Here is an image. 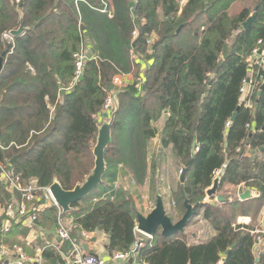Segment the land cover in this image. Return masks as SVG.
<instances>
[{
	"label": "trees",
	"instance_id": "16d2710c",
	"mask_svg": "<svg viewBox=\"0 0 264 264\" xmlns=\"http://www.w3.org/2000/svg\"><path fill=\"white\" fill-rule=\"evenodd\" d=\"M257 7L256 21L245 30ZM22 17L25 34L8 40ZM256 48L264 50V0H0V58L7 51L0 73V143L19 146L0 151V158L10 163L17 157L13 168L23 182L37 178L47 187L56 180L73 190L95 167L99 118L113 78L133 74L137 83L120 91L103 184L72 206V241L82 244L83 231L102 227L110 255L137 244L142 235L135 231L138 210L129 192L120 188L103 195L119 166L136 185L146 183L149 146L160 136L161 153L169 151L179 171L191 162L186 195L191 205L200 204L198 215L203 213L216 236L189 245L186 234L165 238L159 230L145 239L136 263L221 264L225 258L222 264H257L254 232L263 230L259 217L264 212V84L251 109L240 99L247 59ZM83 49L93 56L74 84V55ZM164 115L159 131L155 124ZM247 146L251 156L244 155ZM225 165L219 188L224 201L203 203ZM180 179L173 193L178 217L185 213ZM239 186L259 197L239 201L223 195ZM8 199L9 192L0 189V202ZM58 214L55 207L40 213L37 225L50 232ZM242 216L251 223L235 225ZM13 230L1 233L12 249L23 245ZM70 250V243L60 250L47 248L42 262L65 264L61 253Z\"/></svg>",
	"mask_w": 264,
	"mask_h": 264
},
{
	"label": "built area",
	"instance_id": "2783aa9c",
	"mask_svg": "<svg viewBox=\"0 0 264 264\" xmlns=\"http://www.w3.org/2000/svg\"><path fill=\"white\" fill-rule=\"evenodd\" d=\"M9 35V34H8ZM134 35H138V31L134 32ZM7 36V35H6ZM11 36V35H10ZM12 38V37H11ZM261 44V41H259ZM149 48L152 45V39L148 41ZM74 58L76 60V69H75V79L74 84L81 79L85 64L88 59V50L83 49L80 53L75 54ZM249 63V73L247 78L243 81L242 87L240 89V99L241 103L246 108H252L253 104V96L258 91L259 86L264 84V50L256 48L253 50V54L247 59ZM127 75H116L113 78V89L109 92L107 100L104 104L102 114L99 120H102V115L107 113L111 114L114 111V102L112 94L114 92H120L122 89L130 86L127 85L125 82V78ZM141 84H136V88H140ZM230 123L227 124L229 126ZM247 128H251L250 124L247 125ZM15 146L19 148L14 143H11L9 146H5L4 144L0 143V151L4 152L7 151L9 148ZM196 151H199V147L196 148ZM240 151V149L238 150ZM252 149L250 146H247L244 155L251 156ZM151 159V158H150ZM264 159V157H263ZM221 171V170H220ZM220 171L215 173V178L218 176ZM183 170H180V174H182ZM5 180L8 182L12 189L9 191V199L6 203L2 204L0 202V209H4V216H6V220L4 221V225L2 227V232L9 233L12 230L13 222L23 223L26 226L34 227L37 226L38 215L41 211L45 208V203L50 204L51 208H57L59 212L58 216V228H57V236L60 240V243H70L71 250L68 255V263L67 264H106V262L101 258H96L92 256H86L83 247L80 243L72 241V232L73 229L76 227V223L72 225H67L63 220V211L55 202L52 193L50 191V186L41 187L39 185V181L37 178H30L25 183L23 182L22 176L13 168L11 162L7 160H2L0 158V189H1V182ZM129 186V185H128ZM131 186H136L134 181L131 179ZM245 189L244 186H239L237 188L238 194L237 199L239 200V196L241 195V190ZM125 190H127L125 188ZM252 191V198L255 199L259 197V193ZM16 192H18L21 196V199L18 200L16 197ZM250 199V200H251ZM175 206V203H171V207H168L167 210L169 213L172 211V207ZM2 215L0 214V217ZM250 223V218H238L235 225H246ZM263 228V226H262ZM135 231L138 234H141L138 231L137 223ZM254 234H257L256 242L254 248V254L257 260H260V257L264 255V228L262 231H256ZM92 233L82 232V238L84 241H87L91 238ZM144 240L138 238L137 244L128 252H117L113 254V258L117 261H131L130 264H136L134 262L140 250L145 248L146 243L145 239L152 240V238L147 237L142 234ZM13 253L15 255V264H42V259L39 258H28L25 254L24 248L22 246H15L13 249ZM7 250L0 251V264L4 262L5 256L8 254ZM133 261V262H132ZM222 264V263H221ZM257 264H261V262H257Z\"/></svg>",
	"mask_w": 264,
	"mask_h": 264
},
{
	"label": "crops",
	"instance_id": "0c3cea01",
	"mask_svg": "<svg viewBox=\"0 0 264 264\" xmlns=\"http://www.w3.org/2000/svg\"><path fill=\"white\" fill-rule=\"evenodd\" d=\"M89 50V49H88ZM125 82L128 85H133L137 83L136 78L133 74H129L125 78ZM166 120V116L164 115L160 121H158L155 126L159 127L160 123L162 124V127L164 125V122ZM162 127L159 131H162ZM150 154L149 159L151 161V171L149 174V177L146 181V183L143 186H131V174L129 171L124 168L123 166H119L117 170V177L114 180L113 184L111 185L108 192H106L103 197L109 195L112 192H115L119 190L120 188L127 190L129 194L131 195L134 204L138 210V213H141L145 216H147L156 206V198L157 195L160 194L163 197V200L168 207H171V203H173V193L175 190H172V188L169 186L167 188H161L159 185L160 178V169L158 168L159 164H163L165 160V151L163 153L162 149L160 147V136L156 139L152 140L150 143ZM163 154V155H162ZM154 159L153 156H155ZM156 163V164H155ZM159 180V181H158ZM25 183V182H24ZM129 185V186H128ZM176 187V185H175ZM1 189L6 190L7 192L12 189V186L3 180L1 182ZM246 190L250 189H242L240 194H243ZM18 200L21 199V196L18 192L15 193ZM238 194V190H236V196ZM237 199V198H236ZM97 199L94 200L93 204L97 203ZM210 199L205 198L203 203H209ZM240 201V199H239ZM4 204V203H3ZM51 209L50 204L45 203V208L41 211V213L44 214V212ZM74 211H76L74 209ZM73 211V212H74ZM73 212L65 213L63 214V220L67 225L75 224V216L73 215ZM0 214L2 215L0 217V251L7 250L8 254L4 258V262L1 264H15V255L13 253L12 248H10L1 238L2 227L4 225V221L6 220V216H4V209H0ZM172 218L176 221H178L181 217H178V212L172 207V211L170 213ZM239 218H250V217H239ZM264 220V212L262 213V216L259 217V222L262 226V222ZM251 223V218H250ZM247 223L246 225L250 224ZM18 222H13V226L16 227V225H19ZM24 226V227H23ZM22 227L19 226L17 228H14L13 232L18 231L20 233L19 240L23 242V245H21L24 248L25 254L28 258H41L43 261V252L47 248H55L56 250H60L63 246L62 243H60V240L57 236V228H58V220L56 221V225L54 228L48 232L45 231L41 226L37 225L34 227H29L26 225H23ZM187 238H188V244L189 245H198V244H204L209 241H211L216 236V231L213 229V227L204 220L203 213H200L197 216V219L195 218V221L186 228L185 232ZM142 235V234H141ZM96 238V242H94V239ZM138 238H141V240H144L143 236H138ZM109 243L108 237L103 233V231H99L96 233H92V236L89 240L83 241L81 246L84 249V252L86 256H92L96 258L103 259L106 264H130L131 261H117L113 258V255H110L107 251V245ZM85 244L88 247V250L86 251L84 245ZM62 260L65 262V264L68 263V255L69 252L61 253ZM133 262V261H132ZM136 262V260L134 261ZM30 264V263H29ZM43 264V262H42ZM138 264V263H136Z\"/></svg>",
	"mask_w": 264,
	"mask_h": 264
},
{
	"label": "water",
	"instance_id": "95a60500",
	"mask_svg": "<svg viewBox=\"0 0 264 264\" xmlns=\"http://www.w3.org/2000/svg\"><path fill=\"white\" fill-rule=\"evenodd\" d=\"M258 7L255 9L253 15L243 24L245 30H248L249 27L256 21ZM26 28L24 26V19L21 18V24L18 30L10 32L11 37H20L25 34ZM136 44L133 45L135 47ZM7 51H5L0 58V73L3 70L4 66V57L6 56ZM93 56V51L88 52V59L90 60ZM145 88V86H144ZM264 89V85L262 90ZM119 95L120 92H114L112 94L114 102V111L109 115L107 113L102 115V122L99 127V132L97 136V142L94 147V156H95V167L92 173L86 178L85 182L78 184L73 190H65L58 181H54L50 186V191L55 202L62 209L63 214L70 213L74 211L72 207L74 204L84 200L90 196L94 191H96L103 184V177L107 171V163L105 160V152L112 140V126L115 121L116 114L119 109ZM236 118V114L233 116L232 120ZM0 129V134H1ZM17 160V157L13 158L11 164L14 165ZM191 165L189 162L186 166V169L181 174V196L184 200L185 213L183 216L175 222L170 213L167 210V206L163 200V197L158 194L156 198L155 208L147 215L141 213L137 214V228L138 231L150 238L154 236L161 230L162 236L169 238L178 234H185L186 228L193 222V220L198 216V208L200 204L191 205L189 199L186 195L184 189L185 183V174L187 168ZM227 165H225L218 176L213 180L212 187L206 191V197L210 199L209 203L215 204L216 202L222 203L224 199L219 195V188L222 182V179L225 175ZM214 198V200H212ZM252 198V191L246 190L243 194L239 196L240 201H247ZM264 228V220L262 222ZM99 231H103L101 227ZM96 242V238L94 239ZM86 251L88 247L83 244ZM229 252L226 253L228 255ZM223 258L222 263L225 262ZM260 260L258 259L257 262Z\"/></svg>",
	"mask_w": 264,
	"mask_h": 264
},
{
	"label": "rangeland",
	"instance_id": "374dc122",
	"mask_svg": "<svg viewBox=\"0 0 264 264\" xmlns=\"http://www.w3.org/2000/svg\"><path fill=\"white\" fill-rule=\"evenodd\" d=\"M6 37L8 40L11 39L10 35H7ZM153 42L154 41L152 39V45H153ZM100 122H102V120ZM161 127H162V124L160 123V126L157 128L160 130ZM164 156H165V160H164L163 164L158 165L159 166L158 168L160 169V175H161L159 178V180H161V182L158 180L159 185L161 188H167L170 186L172 188V190H176L178 187V182H179L180 176H181V174L179 173L180 171L178 169V166L175 164L174 160L172 159L171 153L169 151H165ZM154 157H156V155L153 156L152 159H154ZM175 185H176V187H175ZM225 193H226V195H225ZM219 195H221V193H219ZM223 195H225L226 197H229V198H233V196L236 195V193L232 187H229L228 189H226L225 192H223ZM235 197L237 198V196H235ZM196 219H197V217H196ZM194 221H195V219H194Z\"/></svg>",
	"mask_w": 264,
	"mask_h": 264
}]
</instances>
